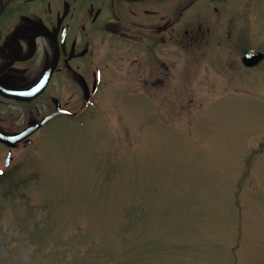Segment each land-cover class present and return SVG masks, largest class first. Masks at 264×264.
I'll return each mask as SVG.
<instances>
[{
  "label": "rangeland",
  "instance_id": "rangeland-1",
  "mask_svg": "<svg viewBox=\"0 0 264 264\" xmlns=\"http://www.w3.org/2000/svg\"><path fill=\"white\" fill-rule=\"evenodd\" d=\"M251 29L242 46L264 47ZM210 59L183 74L176 56L171 90L114 86L22 147L0 264H264V64Z\"/></svg>",
  "mask_w": 264,
  "mask_h": 264
},
{
  "label": "flooded vegetation",
  "instance_id": "flooded-vegetation-1",
  "mask_svg": "<svg viewBox=\"0 0 264 264\" xmlns=\"http://www.w3.org/2000/svg\"><path fill=\"white\" fill-rule=\"evenodd\" d=\"M249 25L264 44V0H0V135L11 137L0 140V177L54 121L83 122L99 93L136 85L150 102L147 93L171 90L176 56L183 74L223 50L262 66L243 62L264 53L242 46Z\"/></svg>",
  "mask_w": 264,
  "mask_h": 264
},
{
  "label": "water",
  "instance_id": "water-1",
  "mask_svg": "<svg viewBox=\"0 0 264 264\" xmlns=\"http://www.w3.org/2000/svg\"><path fill=\"white\" fill-rule=\"evenodd\" d=\"M264 57V54L263 53H260V52H247L244 54L243 56V61L247 64V65H255L257 63H259ZM51 116H49L48 118H50ZM47 118V119H48ZM44 122L40 123V124H37V125H34V126H31L29 127L28 129L22 131V139L24 137H26L27 135H29L31 132H33L36 128H38L40 125L44 124ZM0 139H3V140H7L8 137L6 136H0Z\"/></svg>",
  "mask_w": 264,
  "mask_h": 264
}]
</instances>
